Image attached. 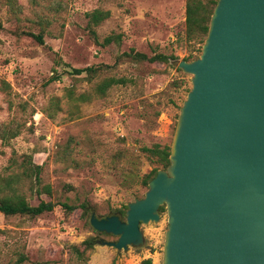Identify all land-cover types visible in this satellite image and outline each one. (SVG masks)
<instances>
[{"label": "rangeland", "instance_id": "1", "mask_svg": "<svg viewBox=\"0 0 264 264\" xmlns=\"http://www.w3.org/2000/svg\"><path fill=\"white\" fill-rule=\"evenodd\" d=\"M186 7L187 0H0V127L17 130L0 136V196L16 176V192L30 204L55 203L35 217L0 212V264L21 255L22 264H84L73 246L91 237L98 243L85 264H143L148 257L162 264L166 205L159 221L141 224L143 245L119 249L105 243L119 236L95 231L80 204L106 218L147 191L142 176L157 164L142 147L172 144L192 88V74L177 66L192 52L199 57L204 44L186 39ZM97 8L110 11L95 27L99 43L87 16ZM29 32L43 33L45 43ZM111 34L121 40L104 45ZM132 48L178 59L136 62L124 55ZM91 65L109 67L93 80L73 71ZM110 76L127 82L95 96L96 83ZM70 89L91 99L75 105ZM64 202L77 208L68 211Z\"/></svg>", "mask_w": 264, "mask_h": 264}, {"label": "water", "instance_id": "2", "mask_svg": "<svg viewBox=\"0 0 264 264\" xmlns=\"http://www.w3.org/2000/svg\"><path fill=\"white\" fill-rule=\"evenodd\" d=\"M178 67L192 88L170 164L125 220L91 224L119 236L110 246L138 247L166 205L162 264H264V0H218L200 56Z\"/></svg>", "mask_w": 264, "mask_h": 264}, {"label": "trees", "instance_id": "3", "mask_svg": "<svg viewBox=\"0 0 264 264\" xmlns=\"http://www.w3.org/2000/svg\"><path fill=\"white\" fill-rule=\"evenodd\" d=\"M218 0H187L186 7V39L190 43L197 42H205V39L208 34L210 21L212 14L214 12V8L217 4ZM89 17V27L90 34L94 38V40L99 43V37L95 27L99 25L103 20L110 16V11L97 8L87 14ZM2 23L0 21V27ZM29 35L33 36L39 43L44 44L45 38L43 33H33L29 32ZM121 40V35L119 34H111L107 36L103 42V44H111L113 42H119ZM196 50V49H195ZM194 53L192 52L188 57H185V60H190L194 57ZM128 58L136 62H165L169 63L170 60L178 59L175 55H167L162 52H155L153 55H148L147 53L138 51L132 48L129 52H125L124 54ZM108 65H91L84 68H74L73 71L76 74H82L86 72V78L89 80L95 79L104 69L108 68ZM178 70H182L177 66ZM56 78V77H55ZM127 79L124 77L117 78L114 76L105 77L101 81L97 82L94 89L95 96H105L110 88L114 85L126 83ZM68 96L70 100L77 105L80 102H87L91 99V95L89 92H83L76 94L73 89L69 90ZM77 108V106H76ZM51 117L54 115L50 114ZM12 128H1L0 127V136L4 139L12 138L17 135V130L10 131ZM142 151L146 154V156L157 164L151 171L145 173L142 176L141 183L146 186L147 189L149 187V182L157 175L158 171L162 168H167L170 164V155H171V145H161L156 143L152 146H143ZM121 157H126L124 153H120ZM28 161V160H27ZM31 163V160H29ZM25 169L24 172L28 173V162L24 163ZM161 166V167H159ZM19 178L16 176H12L6 184V193L0 196V212L5 215H29L32 217L42 215L46 212H50L55 208V203L52 201H40L37 205L30 204L23 195H20L16 192V187L14 186L15 182H18ZM45 190H50L49 185L44 186ZM146 193V192H145ZM144 193V196H145ZM143 196V197H144ZM62 205L68 210L73 211L77 208L74 204H69L67 202L62 203ZM129 205V204H128ZM128 205L124 207L116 209L114 212L118 214L123 220L126 219V214L128 210ZM80 206L84 209V213L91 216L93 212H90L87 203H81ZM165 210V205L160 207V211ZM98 233L100 231L96 230ZM98 243V240L95 237L87 238L84 240L81 245L73 246V250L76 253L77 257L82 260L85 264L89 260V253L94 249L95 245ZM26 260L25 255H21V257L17 260V262L13 264H22ZM143 264H153L152 257H148L142 261Z\"/></svg>", "mask_w": 264, "mask_h": 264}]
</instances>
